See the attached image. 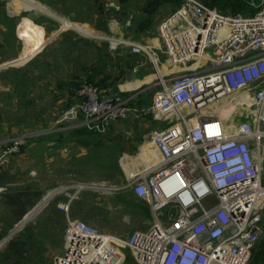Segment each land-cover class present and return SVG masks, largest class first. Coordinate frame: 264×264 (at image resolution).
<instances>
[{
    "label": "built area",
    "instance_id": "obj_1",
    "mask_svg": "<svg viewBox=\"0 0 264 264\" xmlns=\"http://www.w3.org/2000/svg\"><path fill=\"white\" fill-rule=\"evenodd\" d=\"M236 14L202 0H182L157 26V43H131L167 77L150 103L104 96L83 74L59 129L107 135L114 122L152 118L160 159L132 174L129 187L147 202L155 221L119 237L70 216L54 264H123L129 248L137 264H248L264 231V0ZM122 41L111 38L113 48ZM233 105L229 116L212 105ZM53 127L0 144V169L32 138ZM5 187L0 186V192ZM215 196V204L207 200ZM60 207L69 213L70 203ZM26 217L10 235L23 228ZM124 254V255H123Z\"/></svg>",
    "mask_w": 264,
    "mask_h": 264
},
{
    "label": "crops",
    "instance_id": "obj_2",
    "mask_svg": "<svg viewBox=\"0 0 264 264\" xmlns=\"http://www.w3.org/2000/svg\"><path fill=\"white\" fill-rule=\"evenodd\" d=\"M110 1L112 7L120 12V2ZM147 1L130 0L123 5L127 11H121L127 13H124L128 17L127 20H123L124 23L122 20L115 21L121 24H138L144 17L142 10ZM170 11L169 6H162L158 19L161 20ZM135 28L136 26L127 30L124 25L120 26L115 36L122 42L116 48L106 42L109 40L107 37L96 41L93 47L100 49L101 54L91 63H88L85 56L86 41L78 40L82 49L67 51L63 48L61 51L64 53L58 57V61L40 66L33 61L37 52L22 63L23 67L1 64L0 93L16 94V110L20 114L15 116L13 122L0 121V140L3 135L8 134L7 132H22L23 128L28 126L43 129L54 124L60 111L74 101L77 87L75 75L84 69H88L99 83L102 95H120L128 97L133 103H150L160 89L156 91V85H160L162 78L167 77L168 70L166 66L157 69L153 65L152 57L144 52L137 53L132 50L131 43H157V38L150 35L151 30L136 31ZM61 36L53 38H60L64 43L70 41L67 35ZM5 77H8V80ZM3 112V103L0 101V115ZM159 127L161 125L159 126L158 121L152 118H130L114 122L107 135L83 128L57 127L50 133L36 137L23 154L30 156L31 170L36 173V181H41L39 177L45 173L47 182L56 184L48 187L49 192L46 195L36 199L26 215L31 214L32 221L43 220L44 226H47L46 230L52 231L56 228L62 241L71 210L86 202H89L90 212L105 210L106 213L108 210L112 214L111 218L116 220V226L107 230L109 232L103 231L105 233L126 237L128 232L131 234L135 230L149 228L156 217L150 205L135 196L129 187V179L132 174L144 173L159 161L161 156L151 136L152 131ZM4 141L6 140L0 141V144ZM118 173L124 176L118 178ZM112 174L116 176L113 177ZM69 189L76 191L58 196L56 205L51 203L59 194V190ZM123 189L131 190L126 195ZM61 202L70 203L69 213L61 209ZM119 209L131 213L130 217L121 216Z\"/></svg>",
    "mask_w": 264,
    "mask_h": 264
},
{
    "label": "rangeland",
    "instance_id": "obj_3",
    "mask_svg": "<svg viewBox=\"0 0 264 264\" xmlns=\"http://www.w3.org/2000/svg\"><path fill=\"white\" fill-rule=\"evenodd\" d=\"M33 1L39 5L38 10H25L19 7L15 10L13 5H11L13 0H0V65L15 62L16 64H14L15 66L13 67H23L22 62L18 60L29 50H34V53L32 55L29 54L27 60L38 52V54L34 56L33 61L40 66L52 61H58V57L64 53V51H61L63 48L67 49V51L71 49H82L78 40H81V42L83 40L86 41L85 56L88 59V63H91L101 54L100 49L96 50L93 47L96 45V41H100L102 37H107L109 40H106V42H110L111 38H116V31L119 30L121 25H124V28L127 30L135 26L137 27L138 25L121 24L119 21L116 22L115 20H122V22L123 20H127V13L121 12L122 9L124 11H127V9H125L126 7L124 6L121 7L122 9L118 12L112 7L110 0ZM100 4H102V9L98 7ZM74 19H82V21H75ZM159 19L151 29L150 35L155 38H157L156 27L158 26ZM66 20L72 22L75 27L66 25L64 23ZM61 35H67L70 41L64 43L60 41V38L56 39L57 37H62ZM39 45L41 46L39 47ZM106 45H108V43H106ZM164 66L166 65H160V69L164 68ZM107 71L109 70L107 69ZM88 72V69L79 71L78 74L75 75L77 76L75 78L79 81L81 75ZM110 76H112V74H110ZM5 78L8 80V77ZM159 88L160 85H156V91ZM15 95V93L10 95L7 93H0V101L3 103L4 110L3 114L0 115V121L3 120L2 122H5L11 120L13 122L16 118L15 116L20 114V112L16 110L18 102L16 105L15 97L17 96ZM20 100L21 97L19 95V101ZM63 110L60 111L57 120ZM158 124L162 126L164 123L158 121ZM58 125L56 121L54 124L48 125L45 128L53 127L55 129ZM40 129L41 128L28 126L23 128L22 132H7L8 134H5L6 136L3 135L0 141L7 140L23 133L39 131ZM31 165L30 156L22 153L12 159L7 166L0 169V186L5 187V189L0 192V264H54L55 258L63 249V241L58 237L59 231L56 228L52 231L46 230L47 226H44L43 220L32 221L31 214L27 216L26 213L24 216H27L28 219L25 220L23 228L14 235H10L15 225L25 217L17 218L18 212L16 208H12L11 205L6 203L8 196L16 195L18 191L27 189V193L30 194L28 199L33 202L41 198L42 195H46L47 192H49V186L56 184V182H47L45 173L39 177L41 181H36L35 179L37 176L35 171L31 170ZM111 176L114 177L116 175L112 174ZM123 176L124 175L121 173L117 175L118 178ZM130 190L123 189L122 191L127 195ZM75 191L76 189L56 191L59 194L57 193L58 195H56L51 203L56 205L57 199L61 194L65 196V192L72 194ZM216 201L217 198L213 196V198L209 199L206 203L207 205H213ZM105 206L104 204V207ZM89 207V202H86V204L82 206H76V208L70 212L71 218L83 219L97 226L102 231H107L116 226L117 222L114 218H111L112 214L108 210L106 213L105 210H95L97 213H94L90 212L91 208ZM19 208L20 207L17 206V209ZM119 212L123 217H130L129 214H131L121 209H119ZM129 235L130 233L128 232L126 237ZM262 240H264V231L260 237V242ZM14 241L17 244L14 245ZM124 254L125 260L123 264H137L129 248L124 249Z\"/></svg>",
    "mask_w": 264,
    "mask_h": 264
},
{
    "label": "trees",
    "instance_id": "obj_4",
    "mask_svg": "<svg viewBox=\"0 0 264 264\" xmlns=\"http://www.w3.org/2000/svg\"><path fill=\"white\" fill-rule=\"evenodd\" d=\"M117 1H119L123 7V5L127 4L130 0H117ZM202 1H204L211 8H217L220 11L225 12V13L236 14L239 12L253 11V9L248 8L246 0H202ZM181 3H182V0H148L143 5L142 11H143L144 17L138 22V25L135 28V30L136 31H147V30L150 31L155 26V23L158 20V17L160 15V9L162 6H166V5L169 6L171 8V11H170V13H171L177 7H179L181 5ZM98 7L102 9V4H100ZM40 46L41 45H39V47ZM85 74L88 75V77L98 85V83L95 81V79L91 73L88 72ZM107 78H108V76L106 77V79ZM76 82H77V86H78L79 81L77 80ZM76 89H77V87H76ZM75 99H76V93H75ZM75 99H74V101H75ZM91 132H93V131H91ZM33 139H36V138H33ZM33 139H30L28 145L26 147H24L23 151L20 154L26 152V150L29 148L30 143ZM27 192H28L27 189H22V190L18 191L16 195L8 196V200L6 201V203L11 205L12 208H16V211L18 212L17 218H22L36 201V200H34L32 202L31 200H29L28 197L30 194H28ZM36 196H37V194H36ZM17 206H19L20 208L17 209ZM25 242H27V241H25ZM13 244L15 245L17 243H15V241H14ZM249 264H264V240H262L261 242L259 240L256 248L254 249V251L252 253Z\"/></svg>",
    "mask_w": 264,
    "mask_h": 264
},
{
    "label": "bare ground",
    "instance_id": "obj_5",
    "mask_svg": "<svg viewBox=\"0 0 264 264\" xmlns=\"http://www.w3.org/2000/svg\"><path fill=\"white\" fill-rule=\"evenodd\" d=\"M11 5H13L15 10H17V7H19L20 9H25V10L26 9L27 10H38V8H39L38 7L39 5H37L33 0H15V1L13 0ZM64 23L66 25H69L70 27H75L74 24L68 20H66ZM33 53H34V50L27 51L26 53H24L22 55V57L18 61H20L22 63L27 61L28 55L29 54L32 55ZM232 106H233L232 104L229 107H225L224 105L216 104V105H212L211 108L215 111L220 112L223 115L229 116V113H230Z\"/></svg>",
    "mask_w": 264,
    "mask_h": 264
},
{
    "label": "water",
    "instance_id": "obj_6",
    "mask_svg": "<svg viewBox=\"0 0 264 264\" xmlns=\"http://www.w3.org/2000/svg\"><path fill=\"white\" fill-rule=\"evenodd\" d=\"M43 47H44V45H43ZM11 64H13V65H14V64H16V63H15V62H13V63H11ZM133 75H134V74H133Z\"/></svg>",
    "mask_w": 264,
    "mask_h": 264
}]
</instances>
